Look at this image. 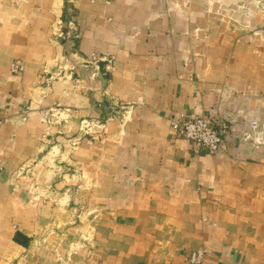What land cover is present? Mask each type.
I'll return each instance as SVG.
<instances>
[{
  "label": "crops",
  "instance_id": "obj_1",
  "mask_svg": "<svg viewBox=\"0 0 264 264\" xmlns=\"http://www.w3.org/2000/svg\"><path fill=\"white\" fill-rule=\"evenodd\" d=\"M240 1L0 0V264H264V55L220 19ZM183 114L228 123L214 155Z\"/></svg>",
  "mask_w": 264,
  "mask_h": 264
},
{
  "label": "built area",
  "instance_id": "obj_2",
  "mask_svg": "<svg viewBox=\"0 0 264 264\" xmlns=\"http://www.w3.org/2000/svg\"><path fill=\"white\" fill-rule=\"evenodd\" d=\"M25 68L21 61L13 62L11 72L21 75ZM171 127L177 138L188 141L197 152L214 155L228 135V123L225 120L210 121L206 118H193L183 114L171 119ZM204 259L203 251L190 255V263L201 264Z\"/></svg>",
  "mask_w": 264,
  "mask_h": 264
},
{
  "label": "rangeland",
  "instance_id": "obj_3",
  "mask_svg": "<svg viewBox=\"0 0 264 264\" xmlns=\"http://www.w3.org/2000/svg\"><path fill=\"white\" fill-rule=\"evenodd\" d=\"M233 8V12L230 9L229 14L226 13L224 16H221V21L227 24L235 33L239 32L241 36H246L248 42H252L253 38L256 37V41L261 44V51L264 55V0H241L240 2L234 3ZM255 9H257L256 12L258 13V16H254ZM258 21L260 22L256 23ZM248 123L250 132L248 133L247 139L250 141V145L253 146L255 144L256 146V143H258L259 145H261V143H264L261 142L264 141L263 124H261V122L259 121L253 120L249 121ZM190 255L188 259L189 262Z\"/></svg>",
  "mask_w": 264,
  "mask_h": 264
}]
</instances>
